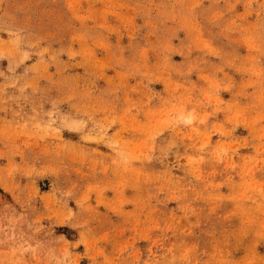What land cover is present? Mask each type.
Instances as JSON below:
<instances>
[{
    "label": "rangeland",
    "instance_id": "rangeland-1",
    "mask_svg": "<svg viewBox=\"0 0 264 264\" xmlns=\"http://www.w3.org/2000/svg\"><path fill=\"white\" fill-rule=\"evenodd\" d=\"M0 264H264V0H0Z\"/></svg>",
    "mask_w": 264,
    "mask_h": 264
}]
</instances>
